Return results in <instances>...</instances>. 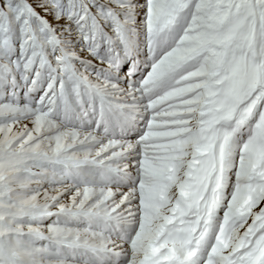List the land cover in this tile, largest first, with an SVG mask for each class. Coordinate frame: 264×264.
Here are the masks:
<instances>
[{
  "label": "snow or ice",
  "instance_id": "obj_1",
  "mask_svg": "<svg viewBox=\"0 0 264 264\" xmlns=\"http://www.w3.org/2000/svg\"><path fill=\"white\" fill-rule=\"evenodd\" d=\"M0 264H264V0H0Z\"/></svg>",
  "mask_w": 264,
  "mask_h": 264
}]
</instances>
